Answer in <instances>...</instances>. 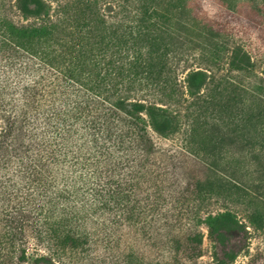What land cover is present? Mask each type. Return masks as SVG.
<instances>
[{
	"label": "trees",
	"instance_id": "obj_1",
	"mask_svg": "<svg viewBox=\"0 0 264 264\" xmlns=\"http://www.w3.org/2000/svg\"><path fill=\"white\" fill-rule=\"evenodd\" d=\"M56 4L13 0L21 24L0 9V264H29L30 245L31 264H86L88 246L101 264L187 253L195 263L202 224L213 262L231 263L221 233L248 226L227 206L201 217V201H230L237 188L219 168L229 154L222 129L264 175L262 142L248 131L264 121V73L236 45L212 55L234 76L214 83L206 63L181 83L168 26L161 38L156 22L113 0ZM200 133L221 151L199 146ZM178 135L176 148L158 142ZM186 159L195 171L174 179ZM246 219L264 223L253 210Z\"/></svg>",
	"mask_w": 264,
	"mask_h": 264
},
{
	"label": "rangeland",
	"instance_id": "obj_2",
	"mask_svg": "<svg viewBox=\"0 0 264 264\" xmlns=\"http://www.w3.org/2000/svg\"><path fill=\"white\" fill-rule=\"evenodd\" d=\"M58 1L50 0L52 10L56 8ZM103 1L110 2V0ZM113 1L115 7L116 2H123L132 16L143 17L156 22L158 26L153 33L161 36V38H166V34L170 33L171 38H167V42L171 46L170 58L178 82L182 83L188 70L206 66V63L211 65L208 66L214 74V83H217L219 78L227 74L234 76L233 72L228 73L226 64H214L215 66H213L212 55L218 50H231L236 45L241 46L248 52L251 61L255 64L256 72L264 73V0ZM12 4L13 0H0V9L9 18L21 24L23 20L14 10ZM50 14L53 15L52 11ZM166 26H168L167 33ZM262 123H264L262 120L257 122L259 125L248 128V131L252 134L251 138L255 142L254 144L262 142L264 148V125ZM222 131L224 133H219L225 137V142L221 144L225 149H229V154H227L226 161L219 163V168L223 166L226 168V173L236 181L237 188L230 190L231 192L228 194L230 201H223L221 198L217 199L216 197L205 203L201 201L200 208L203 210L201 217L207 211L215 213L222 211L224 206L230 208L236 213L238 220L242 221L248 228L242 232V230L228 227L227 231L221 233L218 248L235 253V259L228 264H264V223L258 224L259 227H255L249 225L246 219L248 210H253L264 217V175L260 166L250 160V156L243 151L244 149L242 150L239 145L233 143L235 139L231 143L226 131L224 129ZM201 133L203 132L201 131ZM201 133L197 138L199 146L210 148L213 152L218 153L220 148L218 149V143L214 145V136L209 135V133L201 136ZM182 138L183 136L178 135L176 139L170 141L158 140V142L167 143L172 149L180 145ZM176 158H178L177 153L173 151L171 163ZM184 166L187 167V172L180 176L175 174L174 179H180V177L188 179L191 173L195 171L192 159H186ZM192 168L193 170H191ZM199 172L201 179H203L205 172L202 169ZM3 173L5 172L3 171ZM210 187L215 190L218 186L213 184ZM200 229L202 232V255L195 263L188 253L180 254V259L177 258V254H170L169 259L165 261L168 264H216L211 259V246L213 245L208 242L207 228L202 224ZM98 248L86 247L88 255L82 262L101 264L102 261L97 260ZM33 249L34 246L30 245L28 250L29 264L36 256ZM186 260L192 261L188 262Z\"/></svg>",
	"mask_w": 264,
	"mask_h": 264
}]
</instances>
